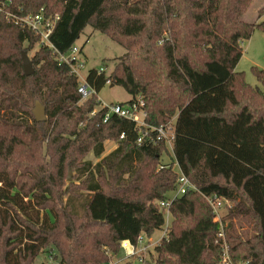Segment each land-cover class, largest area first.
I'll use <instances>...</instances> for the list:
<instances>
[{"label": "trees", "instance_id": "trees-1", "mask_svg": "<svg viewBox=\"0 0 264 264\" xmlns=\"http://www.w3.org/2000/svg\"><path fill=\"white\" fill-rule=\"evenodd\" d=\"M11 1L15 12L60 14L51 41L62 53L89 25L125 47L110 74L108 65L101 74L90 69L88 84L98 92L109 82L124 87L132 95L124 104L141 97L151 125L176 116V137L171 155L162 140L138 143L132 121L112 115L104 123L106 109L92 115L98 98L81 101L79 77L49 47L36 50L35 72L26 75L22 52L39 36L0 13V264H35L49 246L59 251L56 264H108L103 248L118 253L123 241L136 245L142 233L163 227L165 210L154 201L175 190L176 162L197 190L171 204L174 221L155 248L158 263L218 264V224L203 196L217 194L236 202L226 219L245 216L255 229L245 238L228 222L233 260L264 264V69L252 67L261 86L237 70L243 42L264 31V19L243 20L253 0ZM36 100L46 121L32 112ZM108 138L118 140L116 149L95 165L83 161L90 151L102 156ZM44 145L59 154L60 180L69 166L86 177L81 217L75 189L63 192L60 182L47 181L49 169L29 165V158L42 160ZM166 154L170 166L161 168ZM31 202L47 215L30 213Z\"/></svg>", "mask_w": 264, "mask_h": 264}, {"label": "rangeland", "instance_id": "rangeland-1", "mask_svg": "<svg viewBox=\"0 0 264 264\" xmlns=\"http://www.w3.org/2000/svg\"><path fill=\"white\" fill-rule=\"evenodd\" d=\"M264 8V0H253L251 6L246 11L243 16V20L248 23H256L260 22L264 19V16L260 17L259 11ZM89 40V41H87ZM77 45L81 46L85 56L83 55V59L86 62V68L81 72V76L84 78L87 76L88 71L92 68H98L108 65V70L106 71L110 74L115 65L120 61V57H122L126 53V48L117 43L115 40H112L107 34L100 32L99 30L94 29L92 26H87L86 29L81 33L80 38L77 41ZM243 46V55L237 65L238 71H243L245 74L246 81L252 86L259 85L261 83L257 80L252 67L257 66L261 69H264V31L257 28L255 29L253 35L250 39L245 40L242 44ZM40 48V45L36 43L34 48L31 49L28 54L33 59L34 53L36 50ZM81 81V80H80ZM99 97L102 101L108 103H126L131 98L132 95L129 94L124 87L120 85H113L112 83H107L102 90L99 92ZM31 107L34 108V101L31 103ZM19 118V116H18ZM173 117V119H175ZM105 151L102 156L98 157L94 154L93 151L88 152L83 161H91L95 165L98 161H100L103 157L108 155L111 151L118 147V140L115 138H108L105 140ZM34 150H30L29 153H32ZM41 157L42 160L34 162V158H29V165L35 164L36 166H42L41 171L45 172V169H49V172H45V175L50 177L49 180L53 182H60L62 191H66L67 189H75V205L78 208L79 217L82 216L83 210L81 208V202L83 200L82 195H87V190L83 186V180L86 178L85 176H80L77 170L73 169L71 166L68 167L65 172V176L63 179H59V175L57 172V168L54 166L57 164L59 159L58 152L53 153V151H48L46 145L41 148ZM50 152V153H49ZM169 155H164L161 161V165L165 163H171ZM44 158V159H43ZM33 163V164H32ZM47 163V165H46ZM160 165V167H161ZM174 168L178 171V166H174ZM71 173V179L69 180V176ZM128 175H125L127 178ZM112 177L109 175L106 177V182H112ZM113 185H116L114 183ZM111 189V187H107ZM174 195V191L170 193V195ZM68 194L65 195L64 200L68 198ZM236 202H233L232 205H235ZM154 204H158V201H154ZM29 210L31 211L35 217L38 215L40 217L46 216V211L38 210L34 204L31 202L29 205ZM165 213V224L161 229H156L153 235H146L145 237V249L140 250L138 253L132 255L131 248L123 247L120 252L113 253L109 248H103L106 253L109 255L110 262L108 264H122L125 262H131L132 264H159L158 263V254L156 252V246L160 243L161 237L168 233V230L171 228L174 217L168 211H164ZM228 214V212H227ZM76 224L82 222V218L75 217ZM227 223H233L236 232L238 231L243 235V237L247 238L255 233V229L253 228V224L246 218L245 216L233 217L229 216L226 219ZM65 223H63L64 227ZM60 262V254L59 251L52 246H49L45 250H43L38 258L35 261V264H56Z\"/></svg>", "mask_w": 264, "mask_h": 264}, {"label": "built area", "instance_id": "built-area-1", "mask_svg": "<svg viewBox=\"0 0 264 264\" xmlns=\"http://www.w3.org/2000/svg\"><path fill=\"white\" fill-rule=\"evenodd\" d=\"M10 4H12L11 0L2 1L0 3V13H5V16L8 20L13 21L22 28L28 29L29 31H32L38 35V44L40 46L49 47L52 49L53 53L57 55L58 61L60 63H66L70 66L71 72L78 76L81 80L79 87L81 101H86L92 96H96L98 98L100 105L92 111V115H94L99 109H106V114L103 119L104 123L107 122L112 115H118L120 117L126 118L132 121L139 131V136L137 138L138 143H143L147 140L151 142L162 140L166 143L171 155L174 154L173 146L176 137V118H172L167 123L161 124L159 126H154L146 121L147 111L145 109V102L141 97H138V99L133 103L128 104L113 102L108 103L102 101L99 97L98 90L88 84L86 76L84 78L81 76V72L86 68V62L85 59H83L82 47L78 46L76 42L68 52L62 53L54 46L51 41V35L60 20V14L47 12L44 10V8L35 14H24L22 7H19L17 12L8 10V6ZM105 71V66L98 69V73L100 74L104 73ZM124 137L125 133L121 135V138ZM175 165L178 166V171L174 168L178 173V179L176 188L174 190V195L171 194L165 200L158 201L160 208L164 209L165 211L167 210L168 214H170V206L173 201H175V199L181 197L191 189L197 190V187L194 185V183L188 178L186 174L183 173L179 164L176 162ZM169 166L170 163H165L161 165V168ZM203 196L211 206L214 222L218 224L216 244L221 249V258L218 264H242L233 260L230 253V244L228 241V223L226 221V216L227 212H229V210L233 207V201L227 197L217 194H203ZM166 234L167 232L165 235ZM165 235H163V237ZM122 243L123 247L129 248V250L131 248L132 255L146 248L144 233L138 237L136 245H133L130 241H123Z\"/></svg>", "mask_w": 264, "mask_h": 264}, {"label": "water", "instance_id": "water-1", "mask_svg": "<svg viewBox=\"0 0 264 264\" xmlns=\"http://www.w3.org/2000/svg\"><path fill=\"white\" fill-rule=\"evenodd\" d=\"M22 61H23V68L24 73L26 75H31L35 72L34 62L33 59L29 56V54L26 51L22 52ZM32 112L36 118L37 121L43 122L47 120V114H46V108L45 105L40 101H35V106L32 109ZM71 179V173L69 176V180Z\"/></svg>", "mask_w": 264, "mask_h": 264}, {"label": "crops", "instance_id": "crops-1", "mask_svg": "<svg viewBox=\"0 0 264 264\" xmlns=\"http://www.w3.org/2000/svg\"><path fill=\"white\" fill-rule=\"evenodd\" d=\"M87 41H89V40H87ZM83 55L85 56L84 52H83ZM85 59H86V58H85Z\"/></svg>", "mask_w": 264, "mask_h": 264}]
</instances>
